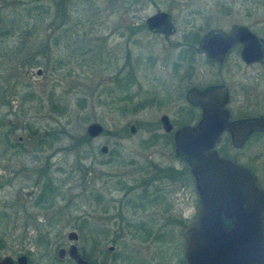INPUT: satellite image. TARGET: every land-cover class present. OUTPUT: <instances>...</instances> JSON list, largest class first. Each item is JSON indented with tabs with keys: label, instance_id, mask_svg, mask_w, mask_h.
Masks as SVG:
<instances>
[{
	"label": "rangeland",
	"instance_id": "1",
	"mask_svg": "<svg viewBox=\"0 0 264 264\" xmlns=\"http://www.w3.org/2000/svg\"><path fill=\"white\" fill-rule=\"evenodd\" d=\"M77 1L69 8L70 20L58 28L52 16L45 15L50 0H0L4 34L0 44V133L10 131L8 141L21 144L19 152L8 149L0 155V176H19L0 189V212L6 211L7 216H0V259L25 254L32 264H73L67 257L59 262L56 252L58 248L67 250L66 236L74 231L78 234L75 245L94 260V237L89 231L99 226L110 230L109 241L122 236L115 245L100 238V264H111L114 258L116 264L141 260L184 264L183 227L170 221H192L196 193L193 199L191 191L170 179L173 173L188 172V167L174 154L159 118L167 115L175 128L197 121L199 112H189L184 99L193 84H225L230 92L228 109L235 119L263 115L264 64L247 67L232 52L221 67L195 55L179 68L173 45L187 30L201 37L211 29L228 31L233 25L246 26L264 39V0H153L130 10L113 7L110 0ZM158 10L173 18L176 34L168 40L144 29L145 19ZM78 14L83 16L75 26ZM13 22L16 30L12 32ZM136 64L139 72L130 90L132 104L118 103L125 95L117 86L122 87L121 78ZM96 122L104 131L90 138L86 127ZM28 126L37 130L38 138L49 133L55 139L39 143L37 137L31 138ZM130 126H134V134ZM86 135L90 141L79 142ZM102 146L107 147L106 154L99 153ZM228 147L229 156L255 168L264 189V136L251 139L242 149L234 150L230 143ZM46 169L64 199L58 195L52 208L38 209L32 204L34 197L28 199L26 194H37L34 182ZM153 176L161 178L154 183L161 186V205H155L151 182H147L145 203L142 201L144 210L133 212L122 205L127 199L139 204V185ZM124 183L132 190L127 199L125 191L118 190ZM96 190L103 199L99 206ZM21 199L29 201L24 204L26 212L11 205ZM106 208L108 212H103ZM25 214L30 217L28 227L22 218ZM107 217L114 219L107 221ZM83 220L88 224L84 229ZM128 223L135 225L137 234L128 233ZM143 225L145 232L138 229ZM144 233L145 242L138 239ZM40 235L46 236L48 245L37 246ZM110 246L115 247L113 253L107 250ZM129 255L134 261L127 262Z\"/></svg>",
	"mask_w": 264,
	"mask_h": 264
},
{
	"label": "water",
	"instance_id": "2",
	"mask_svg": "<svg viewBox=\"0 0 264 264\" xmlns=\"http://www.w3.org/2000/svg\"><path fill=\"white\" fill-rule=\"evenodd\" d=\"M145 23L150 32L164 36L176 30L171 15L160 10ZM237 44L242 46L240 56L245 64H264V39L243 25H233L228 31L211 29L201 37L196 52L221 63ZM187 101L200 108L201 116L195 126L186 125L174 133L175 155L189 166L198 198L194 220L182 231L185 262L264 264V189L250 169L221 157L215 149L224 132L230 135L234 149H241L249 134L264 133V114L231 121L227 92L222 87L202 93L191 89ZM160 123L164 132L172 131L167 116H162ZM129 130L131 134L136 131L134 126ZM103 131L97 122L86 127L90 138L99 137ZM107 151L106 146L100 148L102 154ZM67 238L76 242L78 235L71 231ZM64 255L65 250L59 249L58 259ZM68 256L75 264H90L75 245L69 247ZM17 263L26 264V257L21 256ZM0 264L14 263L7 257Z\"/></svg>",
	"mask_w": 264,
	"mask_h": 264
},
{
	"label": "flooded vegetation",
	"instance_id": "3",
	"mask_svg": "<svg viewBox=\"0 0 264 264\" xmlns=\"http://www.w3.org/2000/svg\"><path fill=\"white\" fill-rule=\"evenodd\" d=\"M172 17V16H171ZM147 19V18H146ZM146 19H145V21H146ZM172 23H173V25H174V22H173V18H172ZM174 27H175V25H174ZM144 29H146V31H148V33H150L151 35H154V36H160V37H162V38H164L165 40H168L170 37H172V36H174L175 34H176V30H175V32L172 34V35H167V36H164V35H161V34H158V33H154V32H150L149 30H148V28H147V26H146V23L144 22ZM175 29H176V27H175ZM188 31V30H187ZM187 31H185V32H183V34L184 33H186ZM210 31V30H209ZM225 31V30H224ZM208 32V31H207ZM206 32V33H207ZM206 33H204V34H206ZM183 34H182V36H181V41L180 42H177V43H175L174 45H173V49H175V50H177V52H178V59H177V62H176V66L178 67L179 65H181V66H179V68H182V67H184L185 66V64L186 63H188V62H190L191 61V59H193L194 57H195V55H197V56H201V57H203L204 58V60L209 64V65H212V66H217V67H221V66H223L225 63H226V61L229 59V57H230V54L233 52H236L237 54H238V57H239V59H240V61H241V63L242 64H244L245 66H247V67H251V66H254V65H258V64H253V65H247V64H245L243 61H242V59H241V56H240V53H241V50H242V46L241 45H239V44H237V45H234L231 49H230V51L227 53V55H226V57H225V59H224V61L223 62H221V63H219V62H215V61H210V60H208L206 57H205V55L204 54H199V53H197L196 51H197V48H198V43H199V41H200V39H201V37L204 35H202L200 38H199V40H198V42H197V44L195 45V46H193L192 48L190 47V45H189V43L187 44V43H185L184 42V40L182 39V37H183ZM130 36H132V34L130 35ZM216 87H222V88H224L225 90H226V92H227V104H226V109L228 110V112H229V115H230V120L231 121H235V120H241V119H243V118H240V119H235V118H233L232 117V115H231V113H230V111H229V109H228V104H229V101H230V92H229V89L227 88V86L225 85V84H209V85H204V84H193V85H190L187 89H186V91H185V94H184V99H185V102H186V104L189 106V112H193V110L195 111V109L199 112V117H198V119H197V121H193L192 123H187V124H182L181 126H179L178 128H175L174 127V124L172 123V119H170L167 115H161V117L162 116H167L168 118H169V121H170V123H171V125H172V131L171 132H169V133H166V132H164V134H165V136H168V137H170V143L172 142V144H173V150H174V133L177 131V130H179L180 128H182L183 126H186V125H189V126H195L197 123H198V121H199V119H200V116H201V110H200V108L199 107H196V106H193L192 104H190L188 101H187V95H188V92L191 90V89H196L198 92H205V91H207V90H209V89H211V88H216ZM177 115L178 116H180V114H181V112H180V110L179 111H177ZM257 116H260V115H255V116H253V117H257ZM160 117V118H161ZM160 118H159V125H160V127L162 128V125H161V123H160ZM162 130H163V128H162ZM130 131V130H129ZM12 134V133H11ZM11 134H9V136L11 135ZM264 136V133H262V132H258V131H256V132H253V133H251V134H249L248 136H247V138H246V140H245V143H244V146L242 147V148H244L245 146H246V144L249 142V141H251V139H253V138H259V136ZM9 136H7V138L9 139ZM222 138H225L224 140H223V143H225V141L226 140H228V142L231 144V137H230V135L227 133V132H224L222 135H221V137H220V139H219V141H218V143H217V145H216V150H217V146H218V144H219V142L221 141V139ZM11 144H13V143H11ZM17 145H21V144H17ZM231 147H232V145H231ZM233 148V147H232ZM241 148V149H242ZM234 149V148H233ZM235 150V149H234ZM236 151H240V150H236ZM174 154H175V150H174ZM181 161H183L186 165H187V163L184 161V160H182V159H180ZM238 163V162H237ZM238 164H240V163H238ZM241 165H243V164H241ZM244 166H246L248 169H250L247 165H244ZM187 167H188V165H187ZM172 169V168H171ZM173 170V169H172ZM251 170V169H250ZM252 171V170H251ZM253 172V171H252ZM254 173V172H253ZM174 174V176L173 177H171V175H170V179L172 180V181H174V182H177V183H179V185H180V188H182V189H184L185 187H186V190L188 191V192H190L191 191V195H193V199H194V195H195V193H196V189H195V181H194V177H193V175L191 174V171H190V168L188 167V172H183V173H179V174H175V173H173ZM172 174V175H173ZM255 174V173H254ZM255 176H256V174H255ZM17 177H19V176H12V178H9V177H6V176H0V189H2L4 186H6L7 184H8V182L9 181H11L12 179H14V178H17ZM159 176H153V178H151L150 177V179L148 180V181H146V180H142L141 181V183H140V185H139V187L141 188V191H140V193H139V198H140V203L138 204L136 201H133V200H128L127 199V197H128V193L129 192H131L130 191V188H127L126 187V184L124 183V185H120L119 184V186H120V188L118 189V190H120V191H125V198L127 199V200H124V201H122V205H125V206H128V207H131V209L133 210V212H136L137 210H144L145 209V205L142 203V201L145 203V197H146V186H147V182H151V186H152V188H154V196H155V201H156V203H155V205H158V204H160L161 205V203H162V201H163V196H162V194L160 193V190H161V186H154V183L155 182H158V180L159 179H161V178H158ZM257 177V176H256ZM258 179V178H257ZM96 180L98 181V180H100V178L98 177V178H96ZM52 182V184L55 186V187H57L58 188V191H59V196L62 198V199H64V195L63 194H61V191L59 190V187L57 186V185H55L54 184V182H53V180H52V178L50 177V176H38V178L35 180V182H34V186H35V188H37V194H33V193H27L26 194V196H27V198L28 199H31V198H33L34 197V199H32V204H33V206L35 207V208H38V209H49V208H52V206H54V199H55V197H54V199H53V202H51V199L49 198V194H46V193H42L43 191H45L46 190V185L47 184H49V182ZM96 182V181H95ZM94 185H95V183H94ZM125 186V187H124ZM185 190V189H184ZM95 202H96V204H97V206H99L100 205V203H101V201L103 200L102 199V196L100 195V193H98L97 192V190H96V192H95ZM58 196V195H57ZM187 197H188V195H187ZM186 197V198H187ZM187 199H189V197L187 198ZM186 199V200H187ZM23 199H21V200H18V201H16L14 204H11V205H15V207L17 208V210H21V211H24V212H26V205H24V204H26V203H29V201H25V202H23L22 201ZM2 203V202H1ZM197 204H198V198H197V193H196V207H197ZM52 205V206H51ZM23 206H25V208L23 207ZM156 207H160V206H156ZM103 212H108V210H107V208H106V210H103ZM0 216H2V217H4V218H6L7 216H6V211H4V210H1V212H0ZM25 216H26V214L24 215V217L22 216V218H25ZM195 216V215H194ZM194 216H193V219H192V221L191 222H188V221H180V220H176V219H173L172 218V220L170 221V223L171 224H180L181 225V227H183V229L184 228H186L187 226H189L192 222H193V220H194ZM26 219V221H25V227H28V223L30 222V217H26L25 218ZM114 218L113 217H107V221H111V220H113ZM119 219H120V221L122 222V216L120 215L119 216ZM116 226L117 227H119L118 225H117V223H116ZM119 228H121V226L119 227ZM127 228H129V231H128V233H130V234H137V228H135V225H132V224H127ZM132 228H135L134 230H130V229H132ZM138 229H141V230H143L144 232H145V227H144V225L142 226V227H140V228H138ZM121 230L122 231H124L125 232V228L124 227H122L121 228ZM76 233V232H75ZM109 233H110V230L108 229V228H105V227H99V226H94V253H96V255H95V257H94V264H100L99 263V258H100V255H99V241H100V238H102L103 239V241L105 242V243H111V244H117L118 243V240H120V239H122V236L120 237V236H116L115 238H113L112 239V241H109L108 240V237H107V235H109ZM77 234V233H76ZM78 235V234H77ZM116 235H117V233H116ZM138 235H140V234H138ZM142 235H144V236H141L140 238H138V239H140V240H143L144 242L146 241V235H145V233L144 234H142ZM66 238H67V236H66ZM46 240V239H45ZM183 240H184V238H183ZM49 241V240H48ZM67 241L70 243V245L68 246V248H67V250L66 249H64V248H58V250L59 249H64L65 250V255H64V258L63 259H58V257H57V252H58V250H57V252H56V258H57V260H59V262H61V261H63L66 257L73 263V264H75L74 263V261L72 260V259H70L69 258V256H68V249H69V247L71 246V245H75V243L78 241H76V242H70L69 240H68V238H67ZM46 242V241H45ZM184 243H185V240H184ZM76 246V245H75ZM2 247H1V245H0V249H1ZM76 248L78 249V252H79V254L81 255V257L84 259V257L82 256V251H80L79 250V248L76 246ZM184 249H185V246H184ZM108 252H111V253H113L114 252V250H115V247L114 246H110V247H108ZM21 256H25L26 257V264H32L30 261H29V258H28V256L27 255H25V254H18L15 258H13V257H10V256H6V257H3V258H1L0 259V261H2L4 258H10L12 261H13V263L14 264H18L17 263V261H18V258H20ZM85 260V259H84ZM96 260V261H95ZM126 260H128L127 262H130V261H134V259H132V256L131 255H129V256H127L126 257ZM183 262H184V264H186V262H185V259H184V250H183ZM111 264H116V262H117V259L116 258H114L113 260H111ZM104 264H107V263H104ZM134 264H147L146 263V261L145 260H141V262H136V263H134Z\"/></svg>",
	"mask_w": 264,
	"mask_h": 264
},
{
	"label": "trees",
	"instance_id": "4",
	"mask_svg": "<svg viewBox=\"0 0 264 264\" xmlns=\"http://www.w3.org/2000/svg\"><path fill=\"white\" fill-rule=\"evenodd\" d=\"M49 1V0H48ZM108 1V0H107ZM111 1V4H112V1H113V7H120L121 9L125 8L126 10H130L131 8H135V7H145L147 6V4L149 2H153V0H110ZM78 1L77 0H50V5L48 4L46 7H45V10H46V13L45 15L47 16H52L51 18H53V23H56L57 27H61L62 25H64L67 21H69V16L70 14H68V11H69V8L74 5H76ZM83 16V14H78L77 17H76V23H77L75 26H79L78 24H80V17ZM82 18V17H81ZM0 22H1V19H0ZM82 26L83 24L80 26V28L82 29ZM12 30H9V31H15L16 30V26H15V23L13 22L12 23ZM18 28V26H17ZM140 28H138V31H139ZM142 29V28H141ZM8 31V30H7ZM7 33V32H6ZM3 33H2V29L0 27V44L3 43ZM83 35H86L85 32H83ZM133 35V34H132ZM200 38V34L197 33L196 31L194 30H190V31H187L186 33L183 34V37L182 39L184 40L185 43H189L190 47L192 48L193 46H195L198 42ZM2 49L0 48V54H2ZM128 59L130 60V58L128 57ZM32 62L34 63V65H39V62H35L34 59L32 60ZM124 68V67H123ZM139 72V65L136 64L135 67L131 66L130 68H128V73L126 76L122 77L121 79H124V84L121 85L122 87L120 88V86H117V91L119 93L122 92V94H124L125 96L122 98L120 97L119 99H117V102H121V101H127L128 104H132L131 103V96H130V90L131 88H133V85L136 84V75L137 73ZM121 73V72H120ZM118 76V75H117ZM117 79V77H116ZM123 81V80H122ZM117 83H120L119 81L116 82ZM110 94V97L112 96V93H109ZM112 99V98H111ZM126 104V103H125ZM61 113V112H60ZM28 129L30 130V135H31V138H36L37 137V130H32V128L30 126H28ZM9 134H11L10 131H7V132H2L0 133V146L3 145V147H1V150L4 151L3 153H0V155H4L8 149H18V152L20 151V148L21 146L19 145H12L8 139H7V136H9ZM261 136V135H260ZM38 138V137H37ZM47 138H50L52 140L55 139V136L54 134H45L44 136H42L41 138H38L39 139V143L40 142H43L45 140H47ZM90 141V138L86 135L84 136L83 138H81V140H79V142H81L82 144H86ZM80 143H78L75 147L79 146ZM228 140L225 141L224 144H222V147L217 149L218 153L223 156V157H226V158H230L232 159L234 162H238L237 158L234 157V156H229L227 154V151L226 149L228 147ZM74 146V145H73ZM22 150V149H21ZM100 153V152H99ZM113 154V152H111V155ZM248 167L253 171L255 172V168L254 167H251L250 165H248ZM173 172V170H172ZM39 176H50V174L47 172V169L46 170H42L40 172V175ZM46 190L43 191L42 193H46V194H49V198L51 199V202H53V199L54 197H56L57 195H59V191H58V188L55 187L52 182L50 181L49 184L46 185ZM52 206V205H51ZM87 221L86 220H83L82 222V227L83 229L85 227H87ZM94 230H90L89 231V234L91 236V238L93 239L94 237ZM46 239V240H45ZM46 241V242H45ZM36 243H37V246H43L44 243L45 244H49V241L48 239L46 238V236H39L36 240ZM0 245H2V242L0 241ZM48 256V255H46ZM82 256L84 257V259L86 261H88L90 264H94V260L92 259V257L87 254L86 252H84L82 250Z\"/></svg>",
	"mask_w": 264,
	"mask_h": 264
}]
</instances>
